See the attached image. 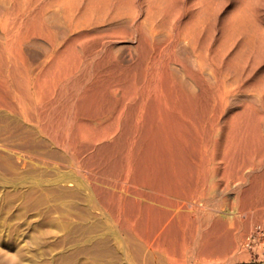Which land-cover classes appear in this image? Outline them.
Listing matches in <instances>:
<instances>
[{"label":"bare ground","instance_id":"obj_1","mask_svg":"<svg viewBox=\"0 0 264 264\" xmlns=\"http://www.w3.org/2000/svg\"><path fill=\"white\" fill-rule=\"evenodd\" d=\"M0 110L113 161L100 199L146 264L193 219L264 232V0H0Z\"/></svg>","mask_w":264,"mask_h":264},{"label":"rangeland","instance_id":"obj_2","mask_svg":"<svg viewBox=\"0 0 264 264\" xmlns=\"http://www.w3.org/2000/svg\"><path fill=\"white\" fill-rule=\"evenodd\" d=\"M11 112L0 110V264H146L134 241L129 248L125 246L127 235L103 207L107 195L116 198L114 181L105 184L102 178L113 161L104 162L97 147L89 150L91 153L81 147L78 155L82 157L75 160L60 141L64 134L59 131L60 137L58 131H53L56 135L47 133L35 122H26L20 113ZM95 189L105 193L100 195ZM127 197L131 203L134 196ZM206 219L190 220V226L185 222L181 223L183 227L175 225L174 230L171 227L160 239L162 251L155 252L153 263L147 264H244L247 255L254 264L259 257L264 261V245L259 244L264 241V232L250 233L244 218L237 221L229 215H214ZM243 241L256 243L250 248Z\"/></svg>","mask_w":264,"mask_h":264}]
</instances>
